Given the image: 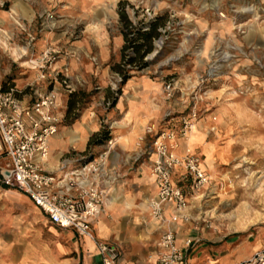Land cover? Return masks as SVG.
Listing matches in <instances>:
<instances>
[{"label":"rangeland","instance_id":"374dc122","mask_svg":"<svg viewBox=\"0 0 264 264\" xmlns=\"http://www.w3.org/2000/svg\"><path fill=\"white\" fill-rule=\"evenodd\" d=\"M120 3L134 28L159 23L152 51L132 65L122 59L123 46L114 45L122 29ZM105 33L110 56L99 64L96 43ZM49 34L55 42L42 46ZM72 61L97 64L96 71L72 69ZM142 82L158 84L150 100L163 105L157 131L179 130L195 111L198 121L184 144L191 148L199 137L204 140L196 150L203 154L205 148L208 185L195 193L185 187L187 221L176 230L171 225L177 240H198L188 249V264L250 258L264 247V0H0V85L10 83L26 102L39 92L58 97L61 127L48 141L43 165L50 175L60 178L98 159L107 151V142L98 141L104 131L113 141L108 174L111 160L123 171L140 162L121 157L114 130L119 100L133 92L132 83ZM70 95L73 108L67 112ZM150 141L147 136L143 155ZM28 214L23 204L0 199V234ZM148 219L155 226L149 213ZM115 243L123 253L131 248L127 240ZM147 254L151 259L153 253Z\"/></svg>","mask_w":264,"mask_h":264},{"label":"built area","instance_id":"2783aa9c","mask_svg":"<svg viewBox=\"0 0 264 264\" xmlns=\"http://www.w3.org/2000/svg\"><path fill=\"white\" fill-rule=\"evenodd\" d=\"M21 93L13 85L5 89L0 85V184L27 196L51 224L72 229L94 242L101 264H118L121 248L98 241L94 234V225L107 199L101 184L108 176L106 158L113 141H107V151L98 159L80 169L60 178L50 175L43 165L49 157L48 141L61 124L58 97L54 92H39L32 101L26 102ZM197 121V113L191 111L179 130L157 131L148 126L138 138L137 146L141 147L145 146L147 136L151 137L146 151L153 156L149 170L157 191L148 207L150 218L161 231L154 251L156 264H188L187 250L193 246V241L187 239L183 250L176 244L171 225L184 219L189 197L185 187L195 193L208 185L201 154L187 147L179 153L180 141L187 140ZM166 207L171 211V218L164 216ZM233 264H264V247L250 258Z\"/></svg>","mask_w":264,"mask_h":264},{"label":"crops","instance_id":"0c3cea01","mask_svg":"<svg viewBox=\"0 0 264 264\" xmlns=\"http://www.w3.org/2000/svg\"><path fill=\"white\" fill-rule=\"evenodd\" d=\"M54 39L49 34L42 40L41 45L54 43ZM96 44L94 57L100 64L108 60L110 56L109 36L106 33L103 34L100 43ZM123 44V37L120 34L114 38L116 48ZM84 55L90 57L87 47L84 49ZM94 65L97 64L84 61L76 66L72 61L71 68L81 67L84 72L92 74L96 71ZM131 86L135 88L133 92L119 100L121 109H119V120L116 121L118 127L114 130V134L117 137L116 148L123 152L121 157L129 154L133 162H136L137 158H140V162L129 168L130 172H127L128 170L123 171L119 166V161H110L113 170H110L101 184L107 193L106 206L104 203L105 214L99 218L101 225L98 229L94 225V234L98 241L105 243L117 244L115 242L125 240L130 242L129 251L123 253L121 250L118 264H156L154 257L156 242L153 244L152 241L155 240V234L158 235V228L156 223L154 226L148 219V203L157 191L156 183L151 178L149 170L153 156L143 155L144 145L139 147L137 143L138 138L144 135L146 127L158 126V120L164 111L163 105L150 103L158 91L157 83H132ZM215 130H217L216 127H213L205 132L212 134ZM202 141L204 140L200 137L193 141L194 148L191 147V149H199L198 146H201ZM67 146L68 140L63 150H66ZM185 148L184 142L180 141L179 153ZM208 150L210 151L206 147V151ZM202 152L203 154L200 153L202 165L206 172L205 148ZM209 153L211 155V151ZM0 199H9L14 204L19 202L29 211L26 219L16 218L7 226L8 232L0 234V264H101L99 251L94 242L79 236L72 229H61L51 224L47 216L17 189L3 188L0 184ZM164 216L167 218L172 216L168 207L164 209ZM186 217L185 211L184 218ZM185 219L174 221L173 230L185 224L187 221ZM175 239L176 244L183 250H185L184 242L187 239L198 242L191 237L177 240L176 234ZM147 253H153L151 259H148Z\"/></svg>","mask_w":264,"mask_h":264},{"label":"trees","instance_id":"16d2710c","mask_svg":"<svg viewBox=\"0 0 264 264\" xmlns=\"http://www.w3.org/2000/svg\"><path fill=\"white\" fill-rule=\"evenodd\" d=\"M122 4H125V3L119 4L120 7H119V12H118L119 21L122 24V29L120 33L124 41L121 55L126 65H132L135 62H142V59L144 58V56L152 51V44H153L154 39L160 36V33L157 31L159 23L157 20H155L154 22L148 24V30H143V28H134V26L128 19V16L126 14L124 7H122ZM129 50L133 52L134 57H132L131 54H126V52H128ZM126 57L128 58L125 61L124 59ZM145 66L146 65L144 64V67ZM119 68L120 66H117L115 70L119 71ZM127 78H128L127 75L123 76L124 81H126ZM8 86H12V85H10V83H4L2 84L1 87L2 89H5ZM73 96L74 95H70V99L68 101L67 112H70L73 108V102H72ZM108 139H109L108 132L104 131L103 136L100 137L98 141L102 143H106ZM91 142H93V140ZM3 188H7V186H3Z\"/></svg>","mask_w":264,"mask_h":264},{"label":"bare ground","instance_id":"6f19581e","mask_svg":"<svg viewBox=\"0 0 264 264\" xmlns=\"http://www.w3.org/2000/svg\"><path fill=\"white\" fill-rule=\"evenodd\" d=\"M192 130H193V128H192ZM190 133H191V132H190ZM190 133L187 135V140L184 142V143H186V144H188ZM186 147H187L189 150H192L188 145H187ZM152 179H153V178H152Z\"/></svg>","mask_w":264,"mask_h":264}]
</instances>
